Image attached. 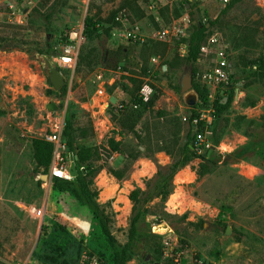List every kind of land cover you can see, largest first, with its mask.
<instances>
[{"label": "rangeland", "instance_id": "obj_1", "mask_svg": "<svg viewBox=\"0 0 264 264\" xmlns=\"http://www.w3.org/2000/svg\"><path fill=\"white\" fill-rule=\"evenodd\" d=\"M26 9L17 12V20L0 15V35H15L30 51L0 49V264H48L37 256L43 233L48 238L43 252L67 244L71 255L85 248L112 260L113 248L90 213L78 210L70 191L55 188L50 171L35 166L32 139L64 125L66 113L75 144L97 150L80 167L98 169L92 180L109 230L119 248H131L125 264H264V150L231 163V152L250 138L231 126L222 132V118H230L231 125L243 117L244 126L252 122L249 132L264 140V77L258 64L250 63L264 59V0H36ZM33 16L38 31L27 28ZM86 16L102 19L109 37L91 33L74 50L75 67L59 69L53 59L63 49L59 39ZM130 25L143 40L122 42L115 35V27ZM202 25L199 57L187 62L189 37ZM175 27L183 35H173ZM163 28L170 33L161 38ZM220 49L236 78L229 110L216 124L222 160L202 172L198 152L174 174L166 200L152 197L145 203L148 212L131 238L129 194L136 187L146 190L158 168L179 153L187 132L182 116L191 113L187 96L196 94L195 104L200 102L194 82L208 90L215 113V100L230 92L228 85L216 88L203 77ZM49 64L63 75L59 89L50 80ZM185 74L191 90L182 89ZM145 83L153 89L147 101L137 95ZM32 206L43 207L42 214Z\"/></svg>", "mask_w": 264, "mask_h": 264}, {"label": "trees", "instance_id": "obj_2", "mask_svg": "<svg viewBox=\"0 0 264 264\" xmlns=\"http://www.w3.org/2000/svg\"><path fill=\"white\" fill-rule=\"evenodd\" d=\"M84 23H85L86 38H88L91 33L92 34L95 33L98 36L104 34V37H109L110 30L109 28H106L104 26V21L102 19L100 18L95 19L93 16H86L84 19ZM8 24L9 25L6 26L15 27V28L18 27V25L15 24H11V23ZM27 28L28 29L32 28L37 31L40 30L41 25L39 24L38 18L35 16L30 18ZM205 28L206 25L205 26L202 25V27L200 28L198 27V29L190 35L188 55L185 58L187 62H195L198 59L200 54V39L204 34ZM69 29L70 28H67L64 31L63 35L61 36V38L59 39L61 44H66L68 42L67 32ZM14 36L15 35L9 38L7 33L6 35L4 34L0 35V49L12 50L14 48H17V49H22L23 51H26L28 54H30V51L24 50L21 46L22 42L20 40H17ZM48 51L49 50L47 49V50H38L37 52L40 54L42 53L47 54ZM96 52L98 53V50H96ZM250 63L252 65L253 63L258 64L261 70L259 75L263 78L264 59ZM57 67L59 69H67L59 66ZM193 72H195V70H193ZM235 79H236L235 76L232 74L231 80L228 84V87L230 88V92L227 95V98L222 97L215 100L216 113L212 127L213 136H214L213 141L215 145H218L221 139V135L216 136L217 135L216 124L218 121L217 119L222 118L223 114L225 112L227 113L229 110L231 101L233 99V92L235 89L233 85ZM193 89L196 91L200 99V102H197V104L190 106V112L194 114L195 107H197L198 105L204 106L209 104V92L206 88L201 87V85L197 82H194ZM62 90L65 91L66 89L63 87ZM134 99L141 100L136 95L134 96ZM251 105H254V101H251ZM128 118L130 121H134L136 116L135 114H130ZM222 119L226 121L222 132L227 131V129L231 126L233 127V129L237 131H241L243 134H245L250 138V140L247 143L237 147L231 152V155L228 157V160L231 163H235L237 160L240 159L248 160L251 154L257 156V154L263 152L264 140H261L258 134L254 132H249L251 128L250 125L252 124V122H249L246 126H244L246 120L243 117L242 118L236 117L233 119L231 125H229L230 118L224 117ZM251 126L253 127V125ZM128 127H129V131L132 132L134 131L133 126H128ZM73 130H74V126L71 115L66 113L64 116L62 138H64L63 140L66 139L65 141L68 151L73 152V154L77 158L76 166L78 169V174L73 178H70L73 180H70L68 178L53 176L52 182L54 183V186L57 190L70 191L72 193V195L78 200L80 204L79 208H83V209L78 208V210H84L85 212L87 210L90 213V216L92 217V221L94 222V224H97L100 227V230L105 236L109 245L113 248V253L111 258L112 260L111 262H109L108 260H106L103 254H101L98 251L92 249H86V250L90 251L91 253L97 254L99 258L104 262V264H125L126 260L130 258L131 248L129 246L119 248L116 244L114 236L111 234L109 230V222H110L109 216L105 213V205L97 201L98 191L95 188L94 182L92 180L93 175H95L98 169L92 168V169L84 170L80 167L82 163L88 162L97 153V150L89 145L88 146L76 145L74 142ZM31 146H32V153L36 168L42 169L43 173H48L53 159V150H54L53 143L42 137H34L32 139ZM163 149L166 150L169 154H173L172 148L164 147ZM145 150H147V147H145ZM199 155L200 154H198L197 148L194 144L193 128L191 125L187 124L185 142L180 147L179 153L173 159L172 163L168 165L160 166L158 168L154 178H151L147 181L146 190H142L139 187H136L129 194V198L134 204L133 214L130 222L132 228V234L130 236L131 238L133 237V234H135L136 232L137 222L141 217H143L148 212L146 210V207H144L145 203L148 200H150L152 197H160L162 200H166V198L172 192L174 187L173 185L174 174L181 167L185 166L190 160H192L193 158ZM202 157L204 159L203 162L204 164L202 165L203 168L202 172L207 171V169L210 167L216 166L222 160L221 153L218 150H216L215 147L212 149V151L207 152V154H203ZM109 171L119 178L122 177V174L118 172L119 170H113L112 168L111 169L109 168ZM43 235L44 236L40 237L37 256L41 260L46 261L48 264H75L80 252L85 249L82 248V250L77 252V254L71 255L66 251L67 244H65V246L62 244L60 246L59 245L51 246V248L49 246L48 247L49 250L47 252H43L42 249L45 247L46 243L48 242L47 236L44 233ZM260 261H264V259L261 258Z\"/></svg>", "mask_w": 264, "mask_h": 264}, {"label": "built area", "instance_id": "obj_3", "mask_svg": "<svg viewBox=\"0 0 264 264\" xmlns=\"http://www.w3.org/2000/svg\"><path fill=\"white\" fill-rule=\"evenodd\" d=\"M34 1L36 0H0V15H9L14 20H17V12L24 14V10L29 8ZM118 19L123 23L127 20H123L122 18ZM114 30L115 35L124 42H130L135 39H144L142 32L133 25L122 28L115 27ZM169 33V28H163L158 31V35L161 38L167 36ZM172 33L173 35H179V33L180 35H183V29L175 27L173 28ZM67 36L68 42L62 45V51L53 59L57 66L73 69L76 65V53L74 50L86 40L84 19L79 25L70 28L67 32ZM202 49H206V47L203 46ZM214 61V65L204 72L203 77L216 88H218L219 85H228L231 80L232 72L228 66L227 58L225 57L223 49L217 51V58ZM99 77H101V74H99ZM152 92V87L145 83L141 86L137 95L142 100L147 101ZM210 101H212V99H210ZM120 107H124V104H120ZM214 117L215 109L212 103L207 106H197L195 107L194 114L189 113L182 116L183 122L191 125L193 128L194 144L200 154H207V152L212 151L214 147L219 149L218 145H215L213 141L212 127ZM63 126L64 125L61 124V122L59 124L57 123L56 130L45 136V139L52 142L54 145L53 159L49 171L52 176L70 179L73 178L70 174V165L75 159L73 153L68 152L67 145L62 138ZM28 208H30L31 211H36L37 215H41L44 210L43 207L36 208L35 206H32ZM75 264H104V262L97 254L84 249L80 252Z\"/></svg>", "mask_w": 264, "mask_h": 264}, {"label": "water", "instance_id": "obj_4", "mask_svg": "<svg viewBox=\"0 0 264 264\" xmlns=\"http://www.w3.org/2000/svg\"><path fill=\"white\" fill-rule=\"evenodd\" d=\"M49 67H50V71H51L50 72V80L53 83L54 87L56 89H59L61 87V85L64 83L63 75L58 70L57 67L52 66L51 64H49ZM182 89L183 90H191L192 89V82H191L190 74H185L184 75V78H183V81H182ZM196 99H197L196 94H189L187 96V103L189 105H194L196 103ZM75 160H73L71 165H70V174L73 177L78 174V169H77ZM226 232L229 233L230 232V228L227 227Z\"/></svg>", "mask_w": 264, "mask_h": 264}, {"label": "crops", "instance_id": "obj_5", "mask_svg": "<svg viewBox=\"0 0 264 264\" xmlns=\"http://www.w3.org/2000/svg\"><path fill=\"white\" fill-rule=\"evenodd\" d=\"M122 42H124V41H122ZM130 199V198H129Z\"/></svg>", "mask_w": 264, "mask_h": 264}]
</instances>
